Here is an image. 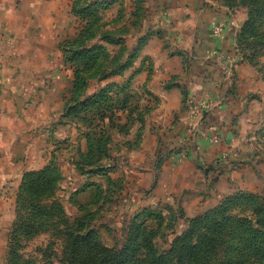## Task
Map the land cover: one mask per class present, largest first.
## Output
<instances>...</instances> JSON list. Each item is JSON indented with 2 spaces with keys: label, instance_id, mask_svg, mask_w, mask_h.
Here are the masks:
<instances>
[{
  "label": "rangeland",
  "instance_id": "374dc122",
  "mask_svg": "<svg viewBox=\"0 0 264 264\" xmlns=\"http://www.w3.org/2000/svg\"><path fill=\"white\" fill-rule=\"evenodd\" d=\"M61 1H68L69 14L53 36V78L45 83L37 78L42 85L32 86L30 76L37 74L36 64L29 63L34 55L29 35L14 41L11 47L17 53L4 56L19 74L17 80L29 88L25 99L17 102L13 134L25 133L27 147L40 153L34 170L24 166L23 174L12 176L18 187L8 230L1 238L0 264H63L65 232L78 228L79 220L112 250L128 245L139 227L152 230L154 248L167 256L195 228L194 221L239 198L243 204L252 203L236 206L232 213L261 229L257 222L264 219V0H207L234 22L238 63L225 77L226 94L233 93L237 67L252 78L228 140L214 133L217 141L198 132L202 117L191 112L193 93L178 84L185 82L188 59L170 63L175 74L164 80L157 67L162 68L163 57L145 53L155 51V45L141 36L146 0H51L53 5ZM157 44L169 51L166 38L160 37ZM41 59L40 67L47 68L46 59ZM77 66L82 87L75 93ZM144 73L146 80L140 77ZM173 88L181 91V110H163L162 102L174 100ZM222 99H216L217 106ZM42 102L50 107L45 115L36 109ZM182 118L188 120L189 131L196 130L209 147L221 151L213 162L197 154V147L172 141L175 123ZM237 139L243 141L242 148ZM238 149L254 157L242 159L231 151ZM242 165L252 169L243 171ZM50 166L55 180L51 191L36 196L22 191L27 172ZM257 208L263 210L260 215Z\"/></svg>",
  "mask_w": 264,
  "mask_h": 264
},
{
  "label": "crops",
  "instance_id": "0c3cea01",
  "mask_svg": "<svg viewBox=\"0 0 264 264\" xmlns=\"http://www.w3.org/2000/svg\"><path fill=\"white\" fill-rule=\"evenodd\" d=\"M145 4L146 21L140 35L143 39H148L147 42L150 45H155L154 52L149 50L145 53H149L150 57L153 55L158 58L163 57V62L160 64L162 68L157 67L164 80L171 79L175 74V70L169 67L170 63L178 60L181 62L183 57L188 59L186 61L189 62V66L185 67L186 73L183 78L185 82L178 84L188 88L198 102H207L211 105L202 111L203 116L199 121L198 132L201 134V131H205L209 135L219 133L221 137L228 140L230 124L236 118L234 116L242 105L240 100L252 82V78L236 66L234 73L236 78L233 81L235 88L232 95L226 94V70L233 67L232 64L238 63L234 54L235 32L233 28L228 27L218 37L211 32L214 26L226 24L230 20L222 15V9L211 6L207 0H146ZM68 14V1L53 5L51 0L48 2L45 0H0V248L1 238L8 230L12 204L15 201L14 192L18 187L13 182L12 176L23 174L24 166L28 170H34L36 156L40 153L36 152L35 148L27 147L29 137L25 133L21 135L16 130L13 134L12 123L15 121L13 115L20 107L17 102L22 101V98L25 99L29 88L25 87L22 80H17L20 79L19 74L16 69L8 67L4 56L17 53L18 50L12 48L14 41L22 34L23 37L29 35L30 42L33 41L31 46L34 48L33 53L34 55L37 53L38 56H31L33 60L29 63L36 64L33 74L37 75L30 78L34 81L32 86L40 87L42 82L37 81V78L44 79L43 83H45V79L54 77L50 70V56L55 46L53 36L61 29L59 23L65 22ZM31 31L37 33L31 36ZM160 37L168 40L169 51L156 45ZM41 58L46 59L47 68L40 67ZM140 77L146 80L147 74L144 73ZM158 77L159 75L155 79L157 80ZM30 91L35 90L30 89ZM171 92L174 94V100L162 102V109L169 111L175 108L179 111L182 107L181 91L173 88ZM222 97L228 98L222 99ZM218 98L222 99L219 106L215 103ZM36 109L43 111L45 115L50 107L42 102L37 103ZM186 121L182 118L175 123V130L171 134L172 141L188 143L187 145L193 148L197 147V154L213 162L221 151L215 146L209 147L207 138H201L199 134H196V130L189 131ZM189 122L191 128L192 120ZM237 141L242 148L243 141L240 140V142L239 139ZM235 146L236 143L233 141L232 147L235 148ZM231 151L242 159L253 156L252 153H245L240 149ZM248 166H243V171L252 169Z\"/></svg>",
  "mask_w": 264,
  "mask_h": 264
},
{
  "label": "trees",
  "instance_id": "16d2710c",
  "mask_svg": "<svg viewBox=\"0 0 264 264\" xmlns=\"http://www.w3.org/2000/svg\"><path fill=\"white\" fill-rule=\"evenodd\" d=\"M75 77L76 93L82 87L80 66L75 68ZM51 173V166L39 172H27L22 191L35 196L48 193L54 188ZM239 199L230 207L194 221L195 228L181 237L180 244H174L167 256L154 248L152 230L139 227L128 245L112 250L102 245L93 230H85L79 220L78 228H68L65 232L63 264H264V219L257 222L262 226L258 229L247 217L233 214L236 206L252 203L243 201L246 202L243 204ZM261 212L262 209H255L256 215Z\"/></svg>",
  "mask_w": 264,
  "mask_h": 264
},
{
  "label": "built area",
  "instance_id": "2783aa9c",
  "mask_svg": "<svg viewBox=\"0 0 264 264\" xmlns=\"http://www.w3.org/2000/svg\"><path fill=\"white\" fill-rule=\"evenodd\" d=\"M233 28L234 27V22H228L226 24H218L216 26H214L213 28V34L215 36H221L222 32L224 31L225 28ZM236 52V51H235ZM237 58V56H236ZM232 68L229 67L228 70H226V75H231V72ZM189 106H190V109L192 110L191 112L194 113L195 115H199L200 117H202V114L205 110V108H208L210 106L209 103L207 102H198L197 99L195 97H191L190 100H189ZM204 136L207 135V133H204L203 134ZM212 135V138L214 139V141H217V138L218 136H216L217 134H211ZM211 135H207V136H211Z\"/></svg>",
  "mask_w": 264,
  "mask_h": 264
}]
</instances>
